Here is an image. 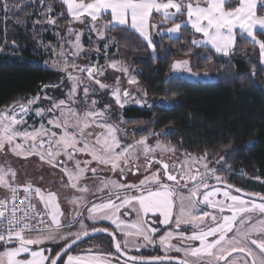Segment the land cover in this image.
Returning a JSON list of instances; mask_svg holds the SVG:
<instances>
[{"label": "trees", "instance_id": "1", "mask_svg": "<svg viewBox=\"0 0 264 264\" xmlns=\"http://www.w3.org/2000/svg\"><path fill=\"white\" fill-rule=\"evenodd\" d=\"M44 3L61 15L58 22L63 26L68 23V11L61 1L44 0ZM263 3L264 0H259L255 14L264 20ZM237 6L236 0H230L224 8L231 12ZM31 8L26 5L21 11L13 12L8 21L0 19V110L18 102L25 104L45 86L64 81L59 72L45 68L36 57L37 41L30 23H23L39 19V12H32ZM183 21L184 16L180 15L163 26H180L178 36L158 38L153 43L154 56L149 46L129 28L109 27L106 33L116 44V57L129 65L149 105L118 110L101 97L95 107L103 111L105 102H109L107 114L111 124L120 129L118 134L124 130L122 133L139 141L153 132L161 144L170 145L184 155L205 157L219 174L264 195V65L259 49L236 33L232 51L227 56L218 55L210 48L196 46L197 36L182 25ZM100 23H109V17L102 15ZM255 36L264 47V35ZM179 60H185L192 73L211 69L216 79L193 82L170 77L173 65ZM161 101L169 106L158 105ZM27 172L23 170L22 175ZM94 228L114 231L103 224L89 226L88 230ZM115 234L121 244L122 237ZM104 238L108 252L113 253L110 239ZM72 239L48 246L44 251L46 256L51 255L47 264ZM3 247L0 246V252ZM158 251L154 247L153 251L139 255L152 257Z\"/></svg>", "mask_w": 264, "mask_h": 264}, {"label": "rangeland", "instance_id": "2", "mask_svg": "<svg viewBox=\"0 0 264 264\" xmlns=\"http://www.w3.org/2000/svg\"><path fill=\"white\" fill-rule=\"evenodd\" d=\"M172 2V4H176L178 8L182 5L187 6L191 4V0H172ZM0 4H2V0H0ZM26 5L32 7V12H39L38 20L23 21V23H30L33 36L37 41L36 57L43 62L45 68L59 72L64 81L42 88L37 96L38 99H36L37 97L31 98L36 99V103L30 106L32 111L24 118L26 123L16 125L15 127L21 130L27 128L28 131H32L33 129H40L41 124H43L46 128L51 129L52 126L48 124L49 118L57 119L61 124H66L69 134L74 136L79 142L78 147L82 148L84 145H87L83 149L85 153L73 152V156L76 160H79L81 164L79 168V170L81 169L80 171H82L86 165L83 171L87 175L86 191L92 189V196L95 195L94 193H98V190L101 189L100 185L103 180H107L111 174L114 175L113 181L118 183L119 186L118 191H116L117 193L122 190L137 189L152 185L153 190L144 191L147 195L149 194L146 199L147 201L160 199L162 201V206L160 208H150L146 216H148L151 222H154L158 231L166 230L162 238L171 240L172 237L175 236L173 234V228L177 226L175 220V207L180 204L181 201L187 202L192 206L196 205L199 208L204 207L203 198L207 194L204 191L205 188L211 187L208 191L214 189L221 190V192L227 191L224 188L216 187L221 184L223 178L213 175L215 174L214 167L209 165V161L205 157L197 158L184 155L177 152L175 149L174 151H169V148H173L170 145L161 147L163 144L159 142L158 135L153 132L150 133L148 137L142 138L139 141H135L133 138H130L128 134L122 133L124 130L121 131V134H118L120 129L111 124L112 119L107 114V110L111 107L109 102H105L103 111L95 107L101 97L107 101H111L118 110H122L131 105L140 108L149 105V102L145 99V92L142 88L137 86L135 76L130 70L129 65L116 57V44L106 33L108 28L111 27L110 23H96L94 29L92 23H80L73 20L68 14V23L63 26L58 22L61 15H56L51 5L49 3H44V0H7L4 7L7 9L8 13L5 15L3 9L0 8V19L3 22L10 20L13 12L21 11ZM228 16L234 17L235 15L228 14ZM237 18L241 17L237 16ZM49 20H53L55 23L50 24L48 23ZM255 21L260 25L256 29L257 33L264 34V25L258 22V20ZM162 23L163 21L160 20L159 17L154 16L152 17L150 26H148L149 28H147L149 40L144 41L148 46L149 44L152 45V47L149 48L153 56L155 55L153 43L158 40V38L164 36L166 33L173 32L175 29L171 26L163 28L161 27L163 26ZM154 25H157V27H154ZM99 32H103V38L100 37L98 34ZM253 32L254 31H250V35H252ZM77 34L80 35L79 40H77ZM252 40L253 44L258 46L257 48L259 49L264 64V49L262 44L256 37L252 36ZM184 62L185 60L175 62V64L179 63L181 67L175 70L172 69L170 77H181L193 82H212L216 79L211 69L206 73H192L187 69V63ZM90 67H94L95 69L91 73H89ZM73 85H75V96L69 99L68 93L72 91ZM113 92L118 93L119 100L125 105L124 107H121L116 100L113 99ZM125 93H127V95H125ZM45 97L48 98L46 99ZM61 99L65 100V105L53 112L47 111L53 102L58 103ZM139 102L144 103L141 106L138 105ZM157 104L165 107L169 106L168 103L164 101ZM18 105H21V103ZM37 107L45 109L43 119L35 115V109ZM7 113L15 114L13 110H8ZM19 114L20 113L17 112V115ZM56 131L58 133L56 139H59V135L63 134V128H58ZM137 132H141V129ZM41 140L44 141L43 148H41L40 145H36L40 144ZM16 144L23 145V148L19 150L20 154L12 151V148H15ZM33 144L36 145V153L25 155L24 153L29 151ZM50 149L54 152H60V155L53 158L57 165L55 167L51 163L42 160L39 155L41 151L47 155ZM64 151L65 149L63 146L58 148L54 143L49 145L47 136L41 135L37 137L35 141L31 139L25 140L23 137H16L11 146L5 144V147L0 149V167L8 169L9 173L15 174L23 170L28 171V182H33L35 177L32 181L30 175L35 176L33 174L36 170L35 168H41L40 165H42L41 163L43 162L46 164L49 171H51V168H53V170L56 169V172L65 177V173L61 171V169L70 168L71 171H73V169L75 170L76 160L70 161L63 155ZM87 153H90V155ZM86 160L90 162L85 163ZM104 164L113 166H111V170L108 171L109 168H102L105 167ZM162 164L167 167L166 171L168 173L177 177V183L182 187L181 190H168L158 186L160 183L157 182V174L159 181H166V171L162 169ZM93 169H95V172L92 171ZM210 175H213L211 177L212 180H209ZM5 179L11 183V186L15 184L14 181L16 179H13L12 175H6ZM60 179L57 181V185H64L63 183H59L62 182ZM141 181H143V183H141ZM49 185H52V182H50ZM38 187H40V185H38ZM9 189L10 187H0V193H6ZM246 192H248V190ZM138 193L139 192L135 193V195ZM131 194L133 196V193ZM233 195L240 196L238 194ZM115 196L116 197L113 199L121 202V197L123 196ZM163 197L169 199L170 203L168 205L167 201L163 200ZM241 197L244 198L243 196ZM65 198L66 197L61 194L60 202H64ZM129 198H131V196ZM185 198L188 199L186 200ZM195 198L199 203L195 201ZM163 201H165L166 204ZM256 202L259 203L258 201ZM132 205V203H129L130 207ZM144 213L142 210H135V217L138 218V221L140 218L142 220ZM242 218L244 222L248 219L250 221L252 219L254 220L247 234H253L255 230H259L262 234V238H264V230L261 229V222L264 221V216L259 212L258 214H256V212H249ZM200 221L198 219L194 225L199 224ZM83 222L84 220H81V223ZM206 223L207 222L203 224L206 225ZM57 228L58 230L52 232L61 235L64 230H60V227ZM145 228L147 233L144 235V247L150 249L153 243L151 244L149 241L154 232L156 233V230L150 225H147ZM238 239H240L241 242H246L243 240L245 237L241 238L238 236ZM233 243L236 245L239 244L236 241ZM86 247H91L93 249L109 248L107 240L104 237H98L78 246L72 252L73 254L82 253L77 250ZM225 247L230 246L226 244ZM124 249L129 255L136 256L140 253V251H134L129 247H124ZM162 252L164 253V251ZM89 253L92 255L102 254V258L110 260L111 264H116L115 261L119 264H129L120 260L110 252L113 259L103 256L108 255L107 251H91ZM24 255L26 254H22V256ZM82 255L87 256L89 254L84 251ZM29 259H31V257Z\"/></svg>", "mask_w": 264, "mask_h": 264}, {"label": "snow or ice", "instance_id": "3", "mask_svg": "<svg viewBox=\"0 0 264 264\" xmlns=\"http://www.w3.org/2000/svg\"><path fill=\"white\" fill-rule=\"evenodd\" d=\"M63 2L67 6L68 14L73 18V20L84 23L85 21L82 19V17H90L91 21L93 22L94 29L95 22L98 20V18L109 10L112 21L120 25H124L126 23L127 17L130 15L131 28L135 29L139 36L143 37V39L146 41L149 40V35L147 34V19H149L150 14L153 11L156 13H163L165 17L169 15V9H175L176 11H179L177 5L170 2L160 3L157 2V0H94V2L89 3L84 2V0H80L79 3L74 2V0H63ZM6 3L7 0H2V4H0V8L3 9L5 15L8 13L7 9L4 7ZM148 9H151V12H146ZM48 23H55V21L49 20ZM154 27H157V25H154ZM200 31L201 29L197 28V32ZM98 34L101 38H103V32H99ZM79 39L80 35L77 34V40ZM149 47L151 48L152 45L149 44ZM216 51L220 52V49L217 48ZM223 55L227 56L228 53L224 52ZM180 67L181 65L179 63L173 65L174 70ZM94 70V67H90L89 73ZM125 95H127V93H125ZM73 96H75V85L72 86V91L68 93L69 99H72ZM112 97L121 107L125 106L120 102L117 92H113ZM45 98L47 99L48 97ZM36 99H38V97ZM36 99H30L27 101V104H21L19 115L9 113L0 114V149H3L5 144L11 146L16 137H23L25 140L31 139L35 141L37 137L43 135L48 137L49 145L54 143L58 148L63 146L65 149L63 155L66 156L70 161L76 160V158L73 156V152L85 153L83 152V149L87 145H84L82 148L78 147L79 142L77 139L69 134L66 124H61L59 120L52 118L48 119V124L52 126L51 129L46 128L43 124H41L40 129H33L32 131H28L27 128L21 130L15 127L16 125L26 123L24 118L29 114L30 111H32L30 106L36 103ZM143 103L144 102H139L138 105L142 106ZM63 105H65V100L61 99L58 103L53 102L47 111L53 112L54 110L60 109ZM44 112L45 109L43 108L37 107L35 109V115L41 119H43ZM58 128H63V134L59 135V139H56L58 136L56 129ZM43 144L44 141L41 140V148H43ZM161 147L165 146L161 145ZM22 148L23 145L16 144L15 148H12V151L20 154L19 150ZM168 150L174 151V147L169 148ZM36 151V145L33 144L31 149L24 154L31 155L36 153ZM87 154L90 155V153ZM39 155L41 156L42 160H45L47 163H51L55 167L57 165L55 164L53 158L60 155V152H54L50 149L47 152V155H45L42 151L39 153ZM89 162L90 161L87 160L85 161V163ZM80 167L81 164L79 160H76L75 171H70L68 168L61 169V171H63L65 175L68 176V185H70L73 189L80 187L78 181L83 178L77 176L76 174V169H79ZM92 171L95 172V169ZM8 174L12 175L13 177L15 176V173H9L8 169L0 167V187H11V183L5 179V176ZM165 176L166 179L170 181L175 179V177L170 175L167 171L165 172ZM157 182L162 183V181H159L158 174ZM141 183H143V181H141ZM11 191L13 193L12 198L14 200L17 189L12 187ZM236 191L239 192L241 190ZM23 192L25 194V199L29 200V207L27 208V211H25V209L17 210L16 208H12L11 212L13 213V216H15L18 211L24 212L26 217L31 213H35L36 220L32 221L34 224L38 225L40 223H48L50 225L57 224L59 227L65 226L61 218L59 220L57 219L58 216L61 217L62 210L60 204L57 202V197L55 194L50 192L45 194L40 188H33L31 184L25 186L23 188ZM205 192L207 194L203 198L204 205L219 208L221 213L227 209L228 211L232 212V215H224L222 223L216 224L215 226L209 225L207 230L193 231L191 235L183 234L181 239L198 242L199 247H182L173 245L171 241L176 238L175 236H173L171 240L161 238L160 247L165 253L164 257H153L150 259L139 257L133 259L132 264H172L171 259H168V254L170 251L183 252L185 256L189 254L193 256H206L209 258L208 264H220V261H223V264H229V260L224 258V253L229 251V248L225 247L226 244L229 245L234 251L243 253L245 252V249H247L248 254L254 255L251 247H248L247 245L237 249V245L233 243L232 240H226V234L232 230V224L237 219L238 214L259 212L262 216H264V195L259 193L245 194L246 197L260 196V201L257 203L254 199L249 200L247 198H242L241 196L233 195L227 191L221 192V190L214 189L212 191ZM33 193L39 200L40 204L43 205V211H40L35 206L31 205L30 194ZM217 195H222L224 199L218 201L215 200L214 197ZM226 201H230L231 203H226ZM21 202L23 203L24 201ZM147 206L149 208H160L162 206V201L160 199H152L147 201ZM7 207V197H5V199L0 200V209H7ZM37 217H40V219L38 220ZM218 219V217L212 216L213 221H217ZM68 226L71 227L72 225ZM15 228V224L10 225L7 229V234L0 230V244H3L5 249L0 252V264H24V262H27V264H46L47 259L51 255L44 256L42 254H34L37 250L30 249L29 247L31 245H36L28 236L25 235L26 230L31 229V226L24 228L19 232L15 231ZM261 229L264 230V221L261 222ZM36 231L39 232L40 228L37 227ZM209 237H213L214 239H209ZM251 243L256 245L261 253H264V240H258L254 238L252 239ZM153 245L155 244L153 243ZM73 247V244H69L62 250H59L58 255L53 261V264H61L62 261L63 264H111V261L108 259H103L102 255L89 254L85 256L78 253L73 254ZM141 248L142 247L137 248V251H140ZM22 254L26 255L22 257ZM28 256H30L31 259H29ZM242 258L244 259L245 264H247V257L245 256ZM178 264H186V261L180 260ZM253 264H256L255 260L253 261ZM260 264H264V258H261Z\"/></svg>", "mask_w": 264, "mask_h": 264}, {"label": "crops", "instance_id": "4", "mask_svg": "<svg viewBox=\"0 0 264 264\" xmlns=\"http://www.w3.org/2000/svg\"><path fill=\"white\" fill-rule=\"evenodd\" d=\"M59 1H61L63 5L67 8L63 0H59ZM229 1L230 0H191V4L187 6L182 5L181 7H179V11H176L175 9H169L168 10L169 15L167 17H165L163 13H156L155 11H153L150 14L149 19H147V28H149L148 26H150L152 17L154 16L159 17L160 20L163 21L162 24L164 26L166 22L173 21L180 15H183L184 21L182 25L188 26L197 36V40L194 42L196 46L210 48L213 52H215L218 55H223L224 52H227L229 54L234 47L236 33H238L241 37L247 39L249 42L253 44L252 36L256 37L255 36L257 33L256 29L260 26L259 23H256L255 20H258V22H261L264 25L263 23L264 20L262 18L257 17L255 14V10L259 5V0H236L238 2V6L234 11L231 12L225 10L224 8V5H226ZM157 2L173 3L172 0L169 1L157 0ZM146 12H151V9L146 10ZM228 14H234L235 16L230 17L228 16ZM103 15L109 17V23L111 27L129 28L141 40L144 41L143 37L139 36V34L135 31V29L131 28L130 15L127 17L126 23L124 25H120L112 21L110 10L105 12ZM237 16H240L241 18H237ZM101 17L102 16L98 18L95 24L100 23ZM82 19L85 21V23L93 24L90 17L84 16L82 17ZM179 27L180 26L172 27L175 28L174 31L170 33H166L164 36H167L168 38L177 37ZM197 28H200L201 31L197 32ZM250 31H254L252 35H250ZM217 48L220 49V52L216 51ZM260 60H261V64L264 65L262 62L261 54H260ZM18 104L20 103L18 102L10 106L9 108L1 109L0 114H5L7 113L8 110L11 111L13 110L14 113L17 114V112L20 110V105ZM36 145L38 146L40 144H36ZM41 164H42L40 165L41 168L34 167L36 169L35 172L33 173L35 176L30 175L32 181L33 178L35 177L34 180L35 182L34 181L28 182V176L22 175V171H21L15 174L14 177L12 176L13 179L14 178L16 179L14 181L15 182L14 185L27 186L28 184H31L33 188H40L41 191L44 192L45 194L49 192L55 194L57 197V202L60 204L62 210L61 217L58 216L57 219L59 220L61 218L65 226L60 227V230H64L61 235H59L58 233L49 232L42 236L30 237V239L36 244L29 246L33 250H37L36 253L34 254L40 253L46 256L44 251L51 244H59L62 243L63 241L74 238L86 232L89 226H95L98 224L106 225L111 229H113L118 235H120L122 237L121 245L123 249L124 247H129L130 249L137 251V248L142 247L140 252L146 249V247H144V241H145L144 235L147 233L145 228L147 226L146 215L150 211V208L147 206V199H146V197L149 194L147 195V193L146 192L144 193V191L153 190L152 188L146 189L147 186H145L137 189L122 190L117 193L116 191H118L119 186L118 183L113 181L114 175L111 174L109 175V178H107V180H103V182L100 185L101 189L98 190V193L97 194L94 193L95 195L92 196L93 194L92 189L86 191L87 175L83 172L86 168L85 167L86 165L84 166L82 171H80L81 169L80 170L76 169L77 176L83 178L78 181L80 187L77 189H73L70 185H68L67 175H65L64 177L60 175L58 172H56V169L53 170V168H51V171H49L45 163L42 162ZM104 165L105 167L102 168L105 169L109 168L108 171H110L111 170L110 167L113 166L109 164L108 165L104 164ZM73 171L75 170L73 169ZM59 179L60 181H62L59 183H63L64 185H57L58 184L57 181ZM50 182H52V185H49ZM38 185H40V187H38ZM137 192L139 193L135 195V193ZM131 193H133V196ZM7 194L8 192L0 193V200L5 199V197H7ZM61 194L66 197L65 198L66 201L64 200V202H60ZM115 195L123 196L121 197L122 198L121 202L113 199L114 197H116ZM128 195H130L131 198H129L130 196ZM185 199L187 200L188 198ZM163 200L167 201V205L170 203L167 197H163ZM165 201L163 202L165 203ZM129 203H132L133 205L130 207ZM39 208L43 209V205L40 204V202H39ZM136 209L138 211L142 210L143 213L145 212L142 220L140 218L138 221L137 220L138 218L135 217ZM197 210L198 209L195 206L189 205L187 202L181 201L180 204H178L175 207V220L182 223L187 222L186 220L189 221V219H191V217H193L194 214L198 213ZM81 220H84V222L81 223ZM52 225L54 227H59L57 226V224H52ZM68 225H72V226L69 227ZM154 234L152 235V238L149 241L151 243L154 240L153 239ZM162 237H160L156 241L159 248ZM77 251L82 252V253H78L81 255L84 253V251L87 254H90L89 252L91 251L92 252L107 251L108 255H103V256L113 259V256L108 252L109 249L107 248L93 249L91 247H86L83 249H79ZM95 255H99V254H95ZM28 258H30V256H28ZM115 263L119 264L116 261Z\"/></svg>", "mask_w": 264, "mask_h": 264}, {"label": "flooded vegetation", "instance_id": "5", "mask_svg": "<svg viewBox=\"0 0 264 264\" xmlns=\"http://www.w3.org/2000/svg\"><path fill=\"white\" fill-rule=\"evenodd\" d=\"M162 169H164L166 171L167 167H165V165L162 164ZM170 175H172V174H170ZM213 175L223 178V180L221 181V184L217 185L216 187L224 188L227 191H229L233 194H238L240 196H243V195L239 194L236 190H241L242 192H244L246 194L247 193L248 194L255 193L254 190H251V189L246 188V187H242L239 182L231 180L228 176H224L222 174H219L216 170H215V174H213ZM212 176L211 175L209 176V180H212V178H211ZM177 181H178L177 177H175V179L172 181L166 179V181L160 183L158 186H160L161 188H164V189H168V190L179 191V190H181L182 187L177 183ZM152 187H153L152 185H148L146 187V189H150ZM210 188L211 187L205 188L204 191H208V189H210ZM247 190H248V192H246ZM243 197L246 198L245 196H243ZM214 199L218 201V200H223L224 197L222 195H219V196L217 195V197L216 198L214 197ZM247 199L252 200L250 198H247ZM195 201L197 202L198 200L195 198ZM255 201H257V200H255ZM197 203H199V202H197ZM226 203H231V202L226 201ZM195 207L198 209L197 210L198 213L194 214L193 217H191V219H189V221L186 220L187 222H183V223L176 221L177 226L175 228H173L174 229L173 234L176 237L172 241L173 245L182 246V247H189V246L199 247L198 242H192V241H188L186 239H181L183 234L191 235L193 233V231L207 230V227L209 225L215 226L216 224L222 223L224 215H229V216L232 215V212L228 211L227 209L223 213H221L219 211V208H216V207L212 208V207H209L206 205H204V207H201V208L197 207L196 205H195ZM208 213H209V215H208ZM245 214L246 213H241V214L237 215V219L232 224V230L226 234V240H232L233 242L234 241L238 242L239 244H237V249L240 247H244L245 245H247L248 247H251L254 255L248 254L247 249H245V252L241 253L239 251L232 250L231 247H228L229 251L224 253V258L229 260V264H245V261L242 258L245 256L247 257V264H253L254 260H255L256 264H260L261 258H264V253H261L260 250L256 247V245H253L251 243L252 239H254V238L255 239H264V238H262V234L259 230H255V232L253 234H247V231L251 228L254 220L252 219L250 221L248 219L249 221L246 220L244 222L243 218L241 216H244ZM256 214H258V212H256ZM212 216H216L219 219L217 221H213V220H211ZM198 219H199V221L201 220L200 223L197 225H194ZM205 222H207L206 225L203 224ZM146 223H147V225L152 226L156 230V233L154 234V237H153L154 240L152 242L155 245H153L150 249L146 248L142 252H146V251L151 252V251H153L154 247H157V249L159 251L157 254H155V256H152V257H144V256H140V255H136V257H142V258L164 257L165 253H163L160 250L156 241L160 237H162V235L166 232V230H159L158 231L156 225L154 224V222H151L149 220L148 216L146 217ZM156 235H158V237H156ZM238 236H240L241 238L245 237V239H243V240H245L246 242H241V240L238 239ZM209 239H214V238L209 237ZM142 252H140L139 254H141ZM111 254H114V252ZM132 256H135V255H132ZM168 257L175 258L178 260H184V261H186V264H208V259H209L208 257L203 256V255L193 256V255L189 254V255L185 256L183 252H175V251H170L168 254ZM213 260H214V258H213ZM220 264H223V261H220Z\"/></svg>", "mask_w": 264, "mask_h": 264}, {"label": "built area", "instance_id": "6", "mask_svg": "<svg viewBox=\"0 0 264 264\" xmlns=\"http://www.w3.org/2000/svg\"><path fill=\"white\" fill-rule=\"evenodd\" d=\"M20 113V111H18ZM15 187L17 189L15 193V199L13 200V193L11 191V188ZM25 186L20 185H13L10 187L8 194H7V209H0V230L4 231L5 234H7V229L10 225L15 224L16 228L15 231L19 232L24 228H27L31 226V229L26 230L25 235L30 237H37L45 235L49 232L58 230L57 227H54L52 224L48 223H40V224H34L32 223L33 220H36L35 213H31L29 216H25L24 212L18 211L15 216H13V213L11 212L12 208H16L17 210L25 209L27 211V208L29 207V200L25 199V194L23 192V188ZM21 201H24L23 203ZM30 202L32 206H35L40 211H43V209L39 208V202L38 199L35 197L34 193L30 194ZM39 220L40 217H37ZM39 227L40 231L37 232L36 228ZM60 229V228H59ZM0 246H3V244H0Z\"/></svg>", "mask_w": 264, "mask_h": 264}, {"label": "water", "instance_id": "7", "mask_svg": "<svg viewBox=\"0 0 264 264\" xmlns=\"http://www.w3.org/2000/svg\"><path fill=\"white\" fill-rule=\"evenodd\" d=\"M238 193L246 197V195H245L246 193H244L242 191H239ZM246 198H250V199H254V200L260 201V196H255V197L247 196ZM85 237H87V238H85ZM98 237H107V238H109L110 241H111V246H112V250H113L114 254L119 259H121L122 261H124L126 263H129V264H132V260L133 259L139 258V257L127 254L123 250L120 242L118 241L115 232L112 231V230L105 229V228H94V229L87 230L86 232L74 237L63 248H65L69 244H73L74 245V247L72 249V251H73L78 246L86 243L89 240H92V239L98 238ZM57 255H58V253L52 258V260L50 261L49 264H53V261L55 260V257ZM145 259H150V258H145ZM168 259H171L172 264H178V262L180 261L178 259L170 258V257H168Z\"/></svg>", "mask_w": 264, "mask_h": 264}]
</instances>
